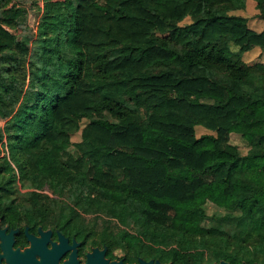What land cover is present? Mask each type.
<instances>
[{"label":"trees","instance_id":"obj_1","mask_svg":"<svg viewBox=\"0 0 264 264\" xmlns=\"http://www.w3.org/2000/svg\"><path fill=\"white\" fill-rule=\"evenodd\" d=\"M245 5L31 0L7 13L17 29L30 8L37 22L33 38L5 36L0 196L127 263L264 264V63L242 57L262 55L264 29L230 13Z\"/></svg>","mask_w":264,"mask_h":264},{"label":"flooded vegetation","instance_id":"obj_2","mask_svg":"<svg viewBox=\"0 0 264 264\" xmlns=\"http://www.w3.org/2000/svg\"><path fill=\"white\" fill-rule=\"evenodd\" d=\"M22 6L21 0H0V64L5 57V36L8 35L17 36L19 31L18 26L10 25L7 23V13H16ZM4 192L0 190V193ZM42 232L50 231L45 247L50 250L53 244L59 243L58 234L61 233L67 238L68 245H72L73 241H76L75 247H68L59 257L58 263L63 264L65 261L71 259V254L75 251V258L77 264H86L88 254L92 253L95 247L102 249L104 247L89 246L81 239H77L75 236L68 232L53 229L48 225L38 223L37 220H27L25 216L21 214V198L16 195L12 196H0V264H11V254H15L17 257H21L22 254H27V251L32 248V238H37L38 241L43 239ZM106 248V247H105ZM37 260H41L42 255L40 253L32 252ZM104 259L106 264L113 262V254H109L106 248L104 253ZM124 261V260H123ZM127 263V262H124ZM138 263V262H134ZM132 264V263H129Z\"/></svg>","mask_w":264,"mask_h":264},{"label":"rangeland","instance_id":"obj_3","mask_svg":"<svg viewBox=\"0 0 264 264\" xmlns=\"http://www.w3.org/2000/svg\"><path fill=\"white\" fill-rule=\"evenodd\" d=\"M21 1H22V5L26 6V8H29L31 0H21ZM41 3L42 2H40V4ZM246 4H247L246 7L241 8V9H237V10H233L230 13H234V14L242 13L243 15H246V16H254L255 14L253 12L257 11V9L255 7V0H247ZM28 12H29L28 17H26L24 24L21 26V28H23L24 31L21 30V28H19V31L17 33L18 38H21L22 36H24V33L29 34L31 36V38H33L35 35L37 16L35 15V12L31 8L29 9ZM188 20H189V18L187 17L185 19V21H188ZM247 21H248L247 26L251 29H254L257 31H261L264 29V19H261L259 17L248 18ZM263 53H262V55H263ZM256 55H257L256 49L249 50V51L242 53V57L245 60L251 59L254 61H260V57L262 55L258 58ZM3 123H4V120L0 119V125H3ZM82 126H83V124H81V127ZM203 133H213V131L205 128L202 125H196L195 126L196 136H200ZM70 139H71V145L67 151L70 154H75L78 152L75 144L81 140L80 131L73 133L71 135ZM230 142L235 144L242 154H245L249 148V145L246 142V140H244L240 135H238L237 133H234V132H232L230 134ZM205 207H206L207 214H209V215L222 214L224 212L223 208L218 207L215 204L210 203V202H207ZM205 222L207 223V220ZM116 255H117V257L115 259H117V260L122 259V258H120V255H121L120 251H117Z\"/></svg>","mask_w":264,"mask_h":264},{"label":"water","instance_id":"obj_4","mask_svg":"<svg viewBox=\"0 0 264 264\" xmlns=\"http://www.w3.org/2000/svg\"><path fill=\"white\" fill-rule=\"evenodd\" d=\"M50 231L42 232L41 235L43 239L38 241L37 238H32V248L27 251V254H22L21 257L15 256V254H11L10 263L11 264H60L58 263L59 257L68 247H75L76 241H73L72 245H68L67 238H65L61 233L58 234L59 243L53 244V247L50 250H47L45 247V242L47 240L48 234ZM37 252L42 255L41 260H37L32 252ZM106 248L99 249L95 247L92 253L88 254V259L86 264H106V260L104 259V253ZM63 264H77V260L75 258V251L71 254V259L65 261ZM111 264H129L124 263L123 259L117 260L113 259ZM132 264H171L170 262H161L159 259H143L139 258L138 263ZM211 264H229L226 260H220L219 262H214ZM246 264V263H242Z\"/></svg>","mask_w":264,"mask_h":264},{"label":"crops","instance_id":"obj_5","mask_svg":"<svg viewBox=\"0 0 264 264\" xmlns=\"http://www.w3.org/2000/svg\"><path fill=\"white\" fill-rule=\"evenodd\" d=\"M246 3H247V0H246ZM246 5H247V4H246ZM246 5H245V7H246ZM253 13L255 14L254 16H246V15H243L242 13H239V15H242V16L246 17L247 19H248V18H257V16H256L257 11H254ZM247 23H248V21H247ZM260 61H262V62L264 63V53H263V55L260 57Z\"/></svg>","mask_w":264,"mask_h":264}]
</instances>
